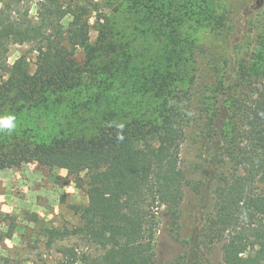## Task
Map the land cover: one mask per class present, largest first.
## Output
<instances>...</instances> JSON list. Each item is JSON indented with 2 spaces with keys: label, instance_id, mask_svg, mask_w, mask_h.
Returning a JSON list of instances; mask_svg holds the SVG:
<instances>
[{
  "label": "trees",
  "instance_id": "1",
  "mask_svg": "<svg viewBox=\"0 0 264 264\" xmlns=\"http://www.w3.org/2000/svg\"><path fill=\"white\" fill-rule=\"evenodd\" d=\"M101 3L111 13L92 24L99 10L93 0H0V117H15L14 130L0 132V170L24 162L65 169L88 200L71 205L78 221L72 226L50 225L29 210L26 220L38 225L37 234L49 249L59 244L55 264H155L162 222L180 237L186 189L191 188L199 201L208 202L199 204L201 216L185 241L190 253L184 264H203L202 249L217 243L222 264H264V46L252 61L242 59L236 79L231 76L236 66L226 59L228 70L210 96L215 108L208 123L214 142L209 166L196 180L182 165L190 115L179 86L188 66L195 71L193 33L212 20L223 23L225 15L216 16L214 0ZM120 17L125 22H118ZM92 28L98 31L95 41ZM138 31L161 43L158 55L163 57V64L144 72L141 80L136 79ZM13 44L31 45L34 68L28 51L8 63ZM194 81L195 73L188 82ZM245 86H255L242 119L246 143L233 145L227 125L242 109L235 93ZM108 89L119 92L118 98L133 95L134 101L100 111L91 107L92 99L97 102L96 96ZM136 89L152 101L151 107L137 104ZM63 100L71 103V112L57 132L42 135L39 124L20 119ZM91 109V115L76 118ZM83 122L91 124L83 129ZM1 218L12 215L0 210ZM14 233L10 225L0 231V240Z\"/></svg>",
  "mask_w": 264,
  "mask_h": 264
},
{
  "label": "rangeland",
  "instance_id": "2",
  "mask_svg": "<svg viewBox=\"0 0 264 264\" xmlns=\"http://www.w3.org/2000/svg\"><path fill=\"white\" fill-rule=\"evenodd\" d=\"M84 2L83 0H80ZM98 4V11L93 13L91 23L99 17L103 19V14H110L111 7L100 4V0H93ZM214 11L216 16L225 15V20L220 24H213V20L208 26H202L196 30L194 35V61L195 71L190 70L189 66L184 72L185 80L179 87H183L184 106L187 105L189 118L186 122L185 139L182 146V165L187 170L188 176L196 180L205 177V170L208 169V157L212 150L209 145L213 142L211 138L213 127L209 126L211 113L215 108L213 90H219L220 81L223 74H226L227 67L224 65L226 59L236 66V70H231V76L236 79L243 70L239 66L242 59L249 62L254 56L263 49L264 46V0H214ZM31 13L36 15L35 6ZM70 17L64 19V24L68 25ZM103 21V20H102ZM104 22V21H103ZM118 22H125V17H120ZM146 32H136V79L141 80L143 73L149 72L154 65H162L163 57L158 53L161 50V43L152 35H143ZM98 37L96 28L91 30V40L95 41ZM184 47H188V44ZM234 54L228 55V51ZM32 50L29 44H13L10 47L8 63L12 64L22 53ZM79 56L83 58L85 50H79ZM32 67H35L36 53L30 52ZM195 73V81L189 83L191 75ZM188 74V75H187ZM118 83L120 81L118 80ZM248 86L237 88L235 93L240 99L242 109H237V116L227 125L228 138L233 145L245 144L242 132L246 129V119H243L244 110L251 103L252 88ZM189 89V90H188ZM223 91V89H222ZM119 93V92H117ZM114 90L102 91L98 97L92 99L91 107L100 111L102 107L110 108L115 105H128L134 101L131 95L126 99L125 95L118 98ZM188 93V94H187ZM86 98V97H85ZM129 101V103L127 102ZM154 101V100H153ZM71 102V101H70ZM136 102L142 103L144 109L151 107L152 101L143 95L142 91L136 89ZM71 103L65 100L57 104H50L46 110L25 113L20 118L21 121L32 125L39 124L42 135L57 132L60 124L68 121L65 114L70 111ZM218 106V105H217ZM221 107V106H220ZM222 108V107H221ZM137 109V107H136ZM93 109L84 111L77 119L91 115ZM43 114H42V113ZM79 122V120H76ZM88 124H91L88 123ZM83 122L80 126L84 129ZM232 125L231 127H229ZM88 128V127H87ZM86 128V129H87ZM211 167V166H210ZM39 189L42 194L30 192ZM209 194V189H207ZM207 194V193H206ZM33 199V204H24V200ZM196 200L198 203H196ZM88 202L85 192L76 185L67 171L61 168H43L36 162H24L20 166L5 168L0 170V210L9 213L16 224L12 225V218L0 219V231H7L8 227L14 226L15 233L11 238L0 240V264H5L2 258H8L19 264H55L59 257L58 247L55 244L51 249L45 245L43 236L38 235V225L28 222L24 215L26 210L37 212L45 221H49L54 226H72L78 221L71 208L72 204L85 205ZM207 199L199 201V197L191 189H186V196L183 203V219L180 228V237L171 232L165 221L162 222V229L157 238V257L155 264H184L190 253V245L185 241L194 235L197 217L200 215L199 204L207 203ZM201 216V215H200ZM199 216V217H200ZM65 243L74 244L72 241ZM204 254L201 262L203 264H222L220 244L204 247ZM187 256V257H186ZM191 257V256H190Z\"/></svg>",
  "mask_w": 264,
  "mask_h": 264
},
{
  "label": "clouds",
  "instance_id": "3",
  "mask_svg": "<svg viewBox=\"0 0 264 264\" xmlns=\"http://www.w3.org/2000/svg\"><path fill=\"white\" fill-rule=\"evenodd\" d=\"M14 120L15 117L12 115L0 117V132L7 130L10 133L12 130H14Z\"/></svg>",
  "mask_w": 264,
  "mask_h": 264
},
{
  "label": "crops",
  "instance_id": "4",
  "mask_svg": "<svg viewBox=\"0 0 264 264\" xmlns=\"http://www.w3.org/2000/svg\"><path fill=\"white\" fill-rule=\"evenodd\" d=\"M32 193L34 194H42V191L41 190H39V189H36V190H34V191H31L29 194H30V196L32 195ZM24 204L26 203H28V204H33L34 206H36V203H35V201L33 200V199H30V200H28V201H26V200H24V202H23Z\"/></svg>",
  "mask_w": 264,
  "mask_h": 264
}]
</instances>
